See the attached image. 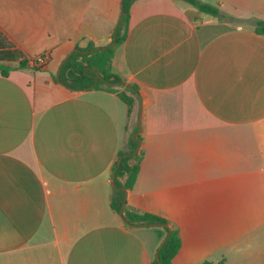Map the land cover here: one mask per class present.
Instances as JSON below:
<instances>
[{"label":"crops","instance_id":"0c3cea01","mask_svg":"<svg viewBox=\"0 0 264 264\" xmlns=\"http://www.w3.org/2000/svg\"><path fill=\"white\" fill-rule=\"evenodd\" d=\"M123 0H0V30L42 70L0 76V264H153L167 232L111 207L113 167L141 115L144 158L127 206L168 221L173 264H264V0H137L113 93L58 77L79 45L105 47Z\"/></svg>","mask_w":264,"mask_h":264},{"label":"trees","instance_id":"16d2710c","mask_svg":"<svg viewBox=\"0 0 264 264\" xmlns=\"http://www.w3.org/2000/svg\"><path fill=\"white\" fill-rule=\"evenodd\" d=\"M135 1L137 0H123V19L114 46H110L112 42L105 47H98L93 42H88L83 48L77 45L76 48L80 51L73 53L63 64L58 77L59 82L72 91L101 90L116 94L127 105L129 114L141 101L140 89L136 84L128 83L123 77L114 72L113 59L117 49L127 39L130 10ZM182 1L193 5L201 13L216 18L224 17L221 11L213 5L202 3L199 0ZM254 31L256 34L264 36V23L257 22ZM99 48L102 49L98 50ZM39 58H30L25 55L0 30V76L7 78L13 71L28 68L42 70L43 68L38 65ZM138 130L139 126L137 124L129 134L125 147L119 152L118 159L113 167L116 187L113 189L111 196V207L115 213L120 214L124 206L123 216L129 228L142 225L164 227L167 232L166 242L159 252V261L155 259L153 264H173V258L181 247L178 230L169 227V223L165 219L153 214L136 211L128 207L126 203L127 192L133 189L144 158L142 149L134 155L139 144L133 140V135ZM137 138L142 140L140 135Z\"/></svg>","mask_w":264,"mask_h":264},{"label":"water","instance_id":"95a60500","mask_svg":"<svg viewBox=\"0 0 264 264\" xmlns=\"http://www.w3.org/2000/svg\"><path fill=\"white\" fill-rule=\"evenodd\" d=\"M122 19H123V1H122V8H121V14H120V17H119V19H118V22H117V24H116V27H115V31H114V34H113V41H112V44L110 45V46H114L115 44H116V37H117V33H118V30H119V26H120V24H121V21H122ZM100 49H102V48H99L98 50H100ZM80 50L78 49V48H75L67 57H66V59H65V61H64V63L72 56V54L73 53H75V52H79ZM63 63V64H64ZM58 81H59V79H58ZM138 126H139V130H138V132H136L134 135H133V140L134 141H137L138 142V147H137V149H136V151H135V153H134V155H136V154H138L139 153V151H140V149H141V140H139L137 137L139 136V134L141 133V130H142V123H141V115H140V119H139V124H138ZM121 162V160L119 161V163ZM113 187L115 188L116 187V184H115V176L113 177ZM123 210H124V206L122 207V210H121V212H120V216H121V219H122V221L125 223V224H127V222H126V220H125V218H124V216H123ZM143 226V225H142ZM153 226V225H152ZM136 227H138V226H136ZM167 227V226H166ZM166 242V239L161 243V245H160V247H159V250H158V252H157V255H156V259L159 261V252H160V250H161V248H162V246L164 245V243Z\"/></svg>","mask_w":264,"mask_h":264},{"label":"built area","instance_id":"2783aa9c","mask_svg":"<svg viewBox=\"0 0 264 264\" xmlns=\"http://www.w3.org/2000/svg\"><path fill=\"white\" fill-rule=\"evenodd\" d=\"M48 59H49V56L48 55H43L42 57H40L38 59V63H39L38 65L40 67H43L46 64V62L48 61Z\"/></svg>","mask_w":264,"mask_h":264},{"label":"rangeland","instance_id":"374dc122","mask_svg":"<svg viewBox=\"0 0 264 264\" xmlns=\"http://www.w3.org/2000/svg\"><path fill=\"white\" fill-rule=\"evenodd\" d=\"M208 2L213 3L214 5H216L218 0H208Z\"/></svg>","mask_w":264,"mask_h":264}]
</instances>
